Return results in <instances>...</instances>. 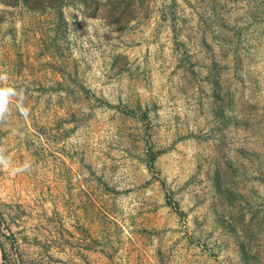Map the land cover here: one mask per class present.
Segmentation results:
<instances>
[{"label":"rangeland","instance_id":"obj_1","mask_svg":"<svg viewBox=\"0 0 264 264\" xmlns=\"http://www.w3.org/2000/svg\"><path fill=\"white\" fill-rule=\"evenodd\" d=\"M0 69V264H264V0H0Z\"/></svg>","mask_w":264,"mask_h":264},{"label":"clouds","instance_id":"obj_2","mask_svg":"<svg viewBox=\"0 0 264 264\" xmlns=\"http://www.w3.org/2000/svg\"><path fill=\"white\" fill-rule=\"evenodd\" d=\"M9 75L4 69H0V124L7 121L8 116L11 113V108L14 107L20 112V114L28 118L30 115V108L24 103L25 94L23 89H17L16 87L7 83ZM10 164L8 156L5 154L3 148H0V167H8ZM31 166L25 163L23 166L13 168L12 171L23 172L29 170Z\"/></svg>","mask_w":264,"mask_h":264}]
</instances>
